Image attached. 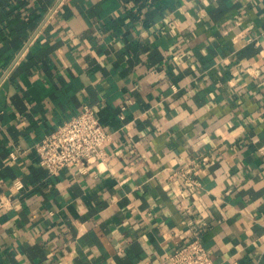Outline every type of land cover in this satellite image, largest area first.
Returning <instances> with one entry per match:
<instances>
[{
    "label": "crops",
    "instance_id": "crops-1",
    "mask_svg": "<svg viewBox=\"0 0 264 264\" xmlns=\"http://www.w3.org/2000/svg\"><path fill=\"white\" fill-rule=\"evenodd\" d=\"M85 104L103 159L49 174L36 144ZM194 237L264 264V0H0V264H172Z\"/></svg>",
    "mask_w": 264,
    "mask_h": 264
},
{
    "label": "built area",
    "instance_id": "built-area-1",
    "mask_svg": "<svg viewBox=\"0 0 264 264\" xmlns=\"http://www.w3.org/2000/svg\"><path fill=\"white\" fill-rule=\"evenodd\" d=\"M109 139L110 135L95 109L85 104L79 113L40 140L35 150L40 165L49 174H58L65 167L103 159V146ZM15 156V152L12 153V157ZM171 175H182L187 186L200 184L183 170L174 171ZM14 185L17 189L23 186L20 180H16ZM167 259L172 264H220L211 257L198 237L176 242Z\"/></svg>",
    "mask_w": 264,
    "mask_h": 264
}]
</instances>
